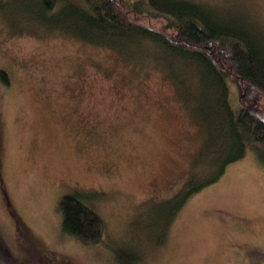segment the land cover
<instances>
[{
  "label": "rangeland",
  "instance_id": "obj_1",
  "mask_svg": "<svg viewBox=\"0 0 264 264\" xmlns=\"http://www.w3.org/2000/svg\"><path fill=\"white\" fill-rule=\"evenodd\" d=\"M193 1L264 31V0ZM5 2L0 264H264V166L254 153L229 164L163 228L160 202L181 187L203 141L171 81L147 60L125 62L37 22V0ZM229 94L238 109L233 81ZM75 193L103 220L97 244L61 229L59 200Z\"/></svg>",
  "mask_w": 264,
  "mask_h": 264
},
{
  "label": "trees",
  "instance_id": "obj_2",
  "mask_svg": "<svg viewBox=\"0 0 264 264\" xmlns=\"http://www.w3.org/2000/svg\"><path fill=\"white\" fill-rule=\"evenodd\" d=\"M37 1L41 15H30L37 22L109 48L125 62L156 66L200 128L203 141L181 187L160 202L167 209L163 228L188 198L216 182L248 150L264 166V31L193 0H74L52 14L60 0ZM6 8L0 0V11ZM130 13L160 17L162 24L141 23ZM0 79L7 84L4 72ZM230 81L240 93L238 109L230 102ZM81 197L60 198L61 229L85 245L97 244L103 239V220Z\"/></svg>",
  "mask_w": 264,
  "mask_h": 264
}]
</instances>
